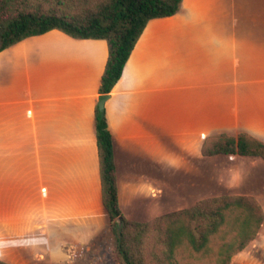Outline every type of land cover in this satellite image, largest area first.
Segmentation results:
<instances>
[{
  "label": "crops",
  "instance_id": "crops-1",
  "mask_svg": "<svg viewBox=\"0 0 264 264\" xmlns=\"http://www.w3.org/2000/svg\"><path fill=\"white\" fill-rule=\"evenodd\" d=\"M108 57L105 39L58 29L0 52V225L2 214L9 220L27 207L35 228L33 238L12 228L0 241L3 260L41 263L59 247L73 255L77 246L115 247L95 121ZM110 94L119 195L123 181L144 182L152 195L136 209L120 200L124 214L148 221L208 197V136L264 142V0H183L175 15L151 19ZM213 157L217 195L252 196L264 208V159ZM263 249L264 223L231 264Z\"/></svg>",
  "mask_w": 264,
  "mask_h": 264
},
{
  "label": "trees",
  "instance_id": "trees-1",
  "mask_svg": "<svg viewBox=\"0 0 264 264\" xmlns=\"http://www.w3.org/2000/svg\"><path fill=\"white\" fill-rule=\"evenodd\" d=\"M182 2L0 0V52L53 29L75 38L105 39L109 57L100 94H110L148 22L175 15ZM95 121L103 201L116 237L111 255L117 264H231L234 255L257 237L264 223V208L252 196H208L193 206L148 221L129 219L120 205L114 138L98 104ZM203 153L210 157L239 154L264 159V142L245 133L213 134L208 136ZM82 250L77 246L75 255ZM0 264L13 263L0 258Z\"/></svg>",
  "mask_w": 264,
  "mask_h": 264
},
{
  "label": "rangeland",
  "instance_id": "rangeland-1",
  "mask_svg": "<svg viewBox=\"0 0 264 264\" xmlns=\"http://www.w3.org/2000/svg\"><path fill=\"white\" fill-rule=\"evenodd\" d=\"M38 60H40V55L37 57ZM165 160L162 161V164ZM165 164V163H164ZM171 166L173 164H170ZM169 166V165H168ZM165 167V166H164ZM169 168H171L169 166ZM175 168V166H173ZM172 169V168H171ZM182 169L181 167H178L177 170L179 171ZM170 170V169H169ZM170 174V173H169ZM172 179L174 178V175H172ZM122 185V186H121ZM120 185V188L122 189V196L120 195V200H122V203L126 209H136V207L140 206L143 201H150L152 200V195L149 193V185L144 182H126L123 181ZM129 189H142L140 192H135V197H133V194L129 192ZM217 185H216V158L210 157L209 162V180H208V191L207 194L211 197L217 196ZM164 198H162L163 201ZM167 200L166 198L164 199ZM168 201V200H167ZM168 207L169 203H166ZM174 207V206H173ZM32 213L29 212L27 207H20L18 211H16V214L12 216L10 214V218H7L8 213H6L4 216L2 214V218L6 217L5 224L3 225V221L0 225V241L2 239L8 238V236L11 233L12 228L17 229L18 234H20L22 237L29 236L32 237L35 235V228L33 227L34 221H32L30 215ZM149 213H143L140 217L141 220H144L146 218H149ZM36 217V216H35ZM40 218V216H38ZM4 239V240H5ZM81 244H87L88 241L82 240V241H76V243ZM213 249L216 248V245H213ZM59 254L56 255H50L48 258V262H37L36 257L28 256L26 258V261L24 264H117L114 257L111 255V248H102L101 250L96 247H93L89 251L82 250L81 254L79 256L73 255L72 252V246H65V247H59ZM62 251V252H61ZM70 252V253H69ZM106 252V253H105ZM64 255H62V254ZM68 253L69 255H67ZM97 253V254H96ZM105 253V255H104ZM71 254V255H70ZM99 256H102L99 261ZM202 259V257H201ZM238 259H243L244 264H264V249L262 252L259 253L257 256L256 254H253L249 258L246 257L244 260V257L240 254L238 255Z\"/></svg>",
  "mask_w": 264,
  "mask_h": 264
},
{
  "label": "water",
  "instance_id": "water-1",
  "mask_svg": "<svg viewBox=\"0 0 264 264\" xmlns=\"http://www.w3.org/2000/svg\"><path fill=\"white\" fill-rule=\"evenodd\" d=\"M111 98V94H101L99 96V101H98V105L101 111L102 116L104 117L106 115V105L108 103V101ZM119 227H121V225L119 224Z\"/></svg>",
  "mask_w": 264,
  "mask_h": 264
}]
</instances>
